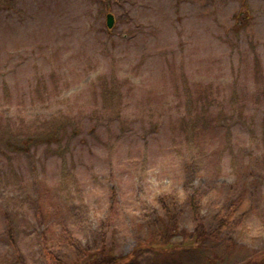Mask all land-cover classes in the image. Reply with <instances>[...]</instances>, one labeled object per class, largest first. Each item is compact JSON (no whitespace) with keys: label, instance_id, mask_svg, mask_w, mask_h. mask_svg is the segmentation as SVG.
<instances>
[{"label":"rangeland","instance_id":"rangeland-1","mask_svg":"<svg viewBox=\"0 0 264 264\" xmlns=\"http://www.w3.org/2000/svg\"><path fill=\"white\" fill-rule=\"evenodd\" d=\"M242 192L221 241L130 264L264 253V0H0V264L126 257L164 197L212 232Z\"/></svg>","mask_w":264,"mask_h":264},{"label":"trees","instance_id":"trees-1","mask_svg":"<svg viewBox=\"0 0 264 264\" xmlns=\"http://www.w3.org/2000/svg\"><path fill=\"white\" fill-rule=\"evenodd\" d=\"M235 19H239L237 16ZM244 202V193L242 192L234 201H232L226 213L217 221L216 227L212 232L204 227L203 220L199 214V201L196 199V195H191L187 198V205L191 213L192 219L195 222L193 233L189 234L186 231H179L177 223L176 207L174 202L168 204L166 198L160 199V204L164 215V225L162 230L158 233L160 240L158 243H153L152 239H147L144 242H138L136 248L126 257L111 258L104 255L105 247L99 253L91 254L81 252L80 249L75 245L72 237L64 232L63 241L67 247H69L74 256V264H130L135 262L138 257L140 250L149 248L151 250H159L163 252H171L178 249L181 250H197L200 246L207 241L219 242L223 235L232 227V222L236 214L240 211ZM40 211L41 208H40ZM10 237V236H9ZM45 258L49 264H64L53 253L44 252ZM244 264H264V253L254 254L251 258L247 259Z\"/></svg>","mask_w":264,"mask_h":264},{"label":"water","instance_id":"water-1","mask_svg":"<svg viewBox=\"0 0 264 264\" xmlns=\"http://www.w3.org/2000/svg\"><path fill=\"white\" fill-rule=\"evenodd\" d=\"M114 17H113V15L112 14H108L107 16H106V28L108 29V30H111L112 28H113V26H114Z\"/></svg>","mask_w":264,"mask_h":264}]
</instances>
